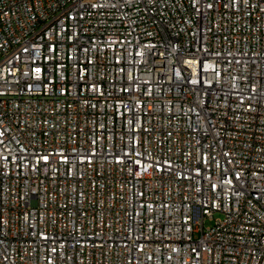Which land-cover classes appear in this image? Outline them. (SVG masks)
<instances>
[{"label":"built area","instance_id":"obj_1","mask_svg":"<svg viewBox=\"0 0 264 264\" xmlns=\"http://www.w3.org/2000/svg\"><path fill=\"white\" fill-rule=\"evenodd\" d=\"M0 264H264V0H0Z\"/></svg>","mask_w":264,"mask_h":264},{"label":"rangeland","instance_id":"obj_2","mask_svg":"<svg viewBox=\"0 0 264 264\" xmlns=\"http://www.w3.org/2000/svg\"><path fill=\"white\" fill-rule=\"evenodd\" d=\"M214 216H215V218H219V217H221L222 215H221V213L216 212ZM214 222H215L214 219H206V226H211V225L214 224Z\"/></svg>","mask_w":264,"mask_h":264},{"label":"snow or ice","instance_id":"obj_3","mask_svg":"<svg viewBox=\"0 0 264 264\" xmlns=\"http://www.w3.org/2000/svg\"><path fill=\"white\" fill-rule=\"evenodd\" d=\"M35 71H36L37 73H39V72H40V69H39V68H37Z\"/></svg>","mask_w":264,"mask_h":264}]
</instances>
